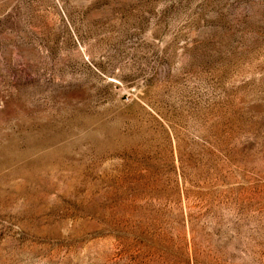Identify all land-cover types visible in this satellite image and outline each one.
Returning a JSON list of instances; mask_svg holds the SVG:
<instances>
[{
  "label": "rangeland",
  "instance_id": "rangeland-1",
  "mask_svg": "<svg viewBox=\"0 0 264 264\" xmlns=\"http://www.w3.org/2000/svg\"><path fill=\"white\" fill-rule=\"evenodd\" d=\"M0 264H264V0H0Z\"/></svg>",
  "mask_w": 264,
  "mask_h": 264
}]
</instances>
